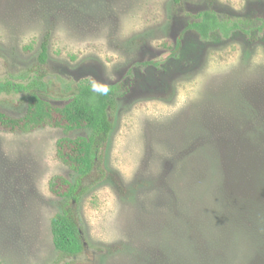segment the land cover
Returning <instances> with one entry per match:
<instances>
[{
	"label": "rangeland",
	"instance_id": "rangeland-1",
	"mask_svg": "<svg viewBox=\"0 0 264 264\" xmlns=\"http://www.w3.org/2000/svg\"><path fill=\"white\" fill-rule=\"evenodd\" d=\"M207 10L240 27L202 37L190 25ZM263 24L264 0H0V113L25 115L33 80L56 106L87 84L115 100L82 178L58 158L62 128L0 126L1 262L264 264ZM55 176L80 182L78 201ZM64 206L76 255L53 243Z\"/></svg>",
	"mask_w": 264,
	"mask_h": 264
},
{
	"label": "trees",
	"instance_id": "trees-1",
	"mask_svg": "<svg viewBox=\"0 0 264 264\" xmlns=\"http://www.w3.org/2000/svg\"><path fill=\"white\" fill-rule=\"evenodd\" d=\"M181 4L182 0H174ZM191 29L202 37L210 38L215 32H222L229 36L231 31L240 26L233 27L220 21L212 10L202 14L200 21L190 25ZM264 30V24L260 26ZM48 39L42 45L39 56L40 64L48 60ZM179 48V44L178 47ZM37 80L20 89L31 90L27 97V111L20 118H15L0 113V126L14 132L28 133L47 126L59 127L64 131V136L58 140V158L68 165L80 178L89 175L96 167V162L105 150L109 136L114 128L112 111L115 108V100L111 98V88L95 91L89 84L81 85L79 91L61 106L54 105L50 100L42 96L41 92L33 89L37 86ZM5 84L0 81V89ZM39 87V86H38ZM76 130H87L89 135L71 137L70 133ZM80 182H73L65 177L55 176L50 181V189L66 203L72 205L78 201L81 194L78 192ZM53 243L55 248L67 255H76L83 251L84 241L78 217L70 208H63L51 219ZM0 264H3L0 260Z\"/></svg>",
	"mask_w": 264,
	"mask_h": 264
}]
</instances>
